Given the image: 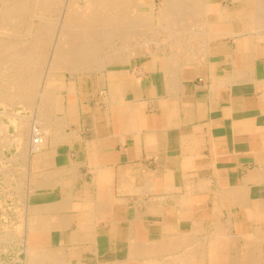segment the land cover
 <instances>
[{
    "label": "crops",
    "instance_id": "0c3cea01",
    "mask_svg": "<svg viewBox=\"0 0 264 264\" xmlns=\"http://www.w3.org/2000/svg\"><path fill=\"white\" fill-rule=\"evenodd\" d=\"M252 1L160 10L191 33L119 41L89 69L60 60L23 111L44 131L40 150L4 116L0 221L23 227L26 264L264 263V24Z\"/></svg>",
    "mask_w": 264,
    "mask_h": 264
},
{
    "label": "bare ground",
    "instance_id": "6f19581e",
    "mask_svg": "<svg viewBox=\"0 0 264 264\" xmlns=\"http://www.w3.org/2000/svg\"><path fill=\"white\" fill-rule=\"evenodd\" d=\"M29 0H12V1H10V0H7V1H2V4L0 3V10H8L7 12L5 11L4 13H2L1 14V18L4 16L5 17V14L7 13V16H8V14L9 13H11L12 11L11 10H17V11H15V12H17V13H14L13 14V12H12V14L14 15L13 17L15 18V16H17L18 17V15H16V14H19L18 13V11L19 10H21V9H23V6L24 5H26L25 7H27V5H29V6H31V4H30V2H28ZM59 1V0H58ZM57 0H56V3L58 2ZM132 1V0H131ZM130 0H84V3L85 4H83V5H81V3L80 2H82V0H69V3L67 4V14H66V16H67V18L65 19L66 20V22L67 21H69L68 19L70 18V20H71V16H74V15H78L77 13H79L80 14V16H82L83 17V15L85 16V17H83V18H80V19H78L76 22H77V26H79V29L77 30H74L73 28L74 27H71L72 28V30H74L73 32L74 33H77V31L79 32V33H77V34H71L72 32V30L69 32V29H68V31H64V30H67V29H65L64 28V30H62L61 32H60V34H61V40L63 39V40H65L64 41V45L61 43V47L62 48H64V47H68V46H66L67 44L69 45V43H70V46L69 47H71V45L72 44H77V50L75 49V48H73L72 50H71V48L69 49V51H62L61 50V52L59 51V48H61L60 46H59V48H56V52H55V54H54V56H53V58H55V60L56 61H58V62H61L60 60H68L69 61V58L68 59H66L67 57L66 56H69L70 57V59H72V57H71V55H70V53H73V56H74V54H75V56L77 55V56H81L79 59H81V58H84V59H81L82 60V62H83V60L86 62V60H88L89 58H93L94 57V59H96V57L95 56H97L98 57V59L99 58H101L102 59V57L100 56V55H102V56H104V55H106V54H111L110 52L108 53V51L107 50H105V45H110V47L112 48L113 47V45L115 44L114 42L116 41V40H119V41H122V42H126V41H128L129 39H130V37H132L133 35L134 36H136V34L138 35V30L137 29H134V31L135 30H137V31H135V33L136 34H134V32H132V30L131 31H129L130 29H129V27H128V24L133 20V17L136 15V14H138V12L140 11V7H142L143 6V4H141V3H137V5H134L135 3H133V4H130V3H132ZM169 0H167V1H165L166 3H165V5H163L162 6V8H161V10H166V11H170L169 10V7L170 8H174V3L175 2H173L172 4L173 5H171V4H169V2H168ZM209 0H191L190 1V3H186L185 5H186V7H184V3L183 4H181V6L183 5V7H181L180 9H181V11H182V9H183V12H184V10L186 11V12H184V13H187V11H189V13H190V11H192V10H199L198 12H200V10L202 11V10H206V8H207V4L209 3L208 2ZM248 1V0H247ZM48 2H50V3H48ZM54 2V1H53ZM53 2L50 0V1H48V0H31V3H32V10L34 11V10H44V11H46V10H48V9H50L51 10V8H47L48 7V5H49V7H51V6H54V8H56L57 6H56V4H55V2H54V4H53ZM136 2V1H135ZM168 2V3H167ZM51 3L53 4V5H51ZM60 3V2H59ZM176 3H179V0L177 1L176 0ZM175 3V4H176ZM252 3L254 4V5H252ZM252 3H250V2H248V4L247 3H245L244 4V6L245 7H251L254 11L255 10H264V0H253L252 1ZM121 6H120V5ZM180 4V3H179ZM178 4V5H179ZM188 4V5H187ZM34 5V6H33ZM51 5V6H50ZM120 6L121 7V10L122 11H120V7H117V6ZM122 5L124 6V10H123V8H122ZM168 5H170V6H168ZM177 4H176V6H178ZM56 6V7H55ZM180 6V5H179ZM117 7V8H116ZM37 8V9H36ZM176 8V7H175ZM174 8V9H175ZM106 9V10H105ZM114 9H116L117 10V12H118V9H119V14H117L116 12L114 13L112 10H114ZM11 12H10V11ZM23 10H27L28 11V8H25V9H23ZM100 12H99V11ZM101 10H105L104 12H106L107 11V13H106V15H105V13H104V15L105 16H100V13H102V15H103V12L101 11ZM249 10V9H248ZM26 11V12H27ZM29 11H30V9H29ZM93 11V12H92ZM109 11V12H108ZM175 11V10H174ZM180 11V10H179ZM25 12V13H26ZM35 12V11H34ZM89 12V13H88ZM164 12V11H163ZM264 12V11H263ZM1 13V12H0ZM82 13H84L83 15H81ZM86 13H88V14H86ZM166 13V12H165ZM175 13H177L176 11L174 12V14ZM179 14H180V12H178ZM24 14V13H23ZM31 13L29 12V15H30ZM34 14V13H33ZM32 14V16L31 17H36L35 16V14L33 15ZM90 14H92L91 16H90ZM113 14L115 15V17L113 16ZM168 15H169V17H170V15H174L173 13H167ZM179 14H178V16H179ZM195 14H198V13H194L193 14V12H192V14L190 13V15H194L193 17H195L196 15ZM203 14V13H202ZM261 14V13H260ZM10 15V14H9ZM25 15V14H24ZM65 15V14H64ZM129 15H131V18H130V16ZM177 15V14H176ZM181 15H183V14H181ZM181 15H180V17H181ZM184 15H187L188 16V14H184ZM183 15V17H185ZM264 16V14H261V16ZM6 16V17H7ZM12 15H10V16H8V17H11ZM21 16H22V14H21ZM79 16V15H78ZM167 16V15H166ZM7 17V18H8ZM25 17V16H24ZM168 17V16H167ZM180 17H178V18H180ZM12 18V17H11ZM29 18V17H28ZM56 18V17H55ZM78 18V17H77ZM177 18V17H176ZM186 18H188V17H186ZM3 19V18H2ZM2 19H1V21H2ZM5 20H9V19H6V18H4ZM3 19V20H4ZM16 20H17V18H15ZM19 19V18H18ZM25 19V18H24ZM30 19V18H29ZM28 19V20H29ZM33 19V18H32ZM21 20V19H20ZM23 20V19H22ZM64 20V19H63ZM76 20V17L74 18V21ZM167 20H168V18H167ZM183 20H185V18L183 19ZM181 21L180 22V24H179V26L180 25H182L183 24V26H186V24L184 25V23H185V21ZM191 20H193L192 18H191ZM190 20V21H191ZM261 20V19H260ZM15 21V20H14ZM72 21V20H71ZM189 21V20H188ZM196 21H198V20H196ZM264 21V20H263ZM262 21V22H263ZM3 22V21H2ZM18 22V21H17ZM22 22V21H21ZM20 22V24L22 25V23ZM23 22H25V21H23ZM51 22V24L53 23L52 21H50ZM100 22L103 24H105L106 25V23H108L107 24V26L108 27H105L106 29H104V30H101V29H98V28H95V26H98L99 24H100ZM109 22H110V24H109ZM168 22V23H167ZM256 22V21H255ZM259 22V21H258ZM4 23V22H3ZM26 23V22H25ZM41 23V22H40ZM97 23H99L98 25H97ZM186 23H187V21H186ZM191 23V22H190ZM202 23V22H201ZM9 23H7L6 25H8ZM17 24V23H16ZM28 24V23H27ZM30 24V23H29ZM35 24H36V22H35ZM46 24V23H45ZM101 24V25H102ZM103 24V25H104ZM166 24H167V27H165V26H163V27H165V28H168V30H170L171 32H169V33H173L174 34V32L175 31H173V30H176V29H174L175 27H177V26H175L176 24H177V22H176V19L175 20H173L172 19V17L168 20V21H166ZM177 24V25H178ZM3 25V24H2ZM5 25V26H6ZM20 25V26H21ZM44 25V24H43ZM49 25H50V23H49ZM47 26V27H44V26H42V29H40V34L39 35H37V34H35V37H34V39H35V41L36 42H40V43H37L38 45H41V43H43V42H41L45 37H43V36H45V34H46V37L48 38V37H52V36H50V34L52 35V33H51V31L49 30V29H52V25L51 26ZM54 25V24H53ZM67 25V24H66ZM76 25V24H75ZM91 25H93V27H91ZM101 25H100V28H101ZM104 25V26H105ZM109 25H110V27H109ZM262 25V24H261ZM9 26H11V25H9ZM8 26V27H9ZM29 27L30 26H32V25H28ZM36 26H37V24H36ZM57 26V25H56ZM162 26V25H161ZM191 26V25H190ZM258 25L256 24L255 25V27H257ZM263 26V25H262ZM12 28H13V26H11ZM39 27H41V25L39 24ZM39 27L37 26L36 27V30H37V28H38V30H39ZM49 27V29H45V28H48ZM51 27V28H50ZM121 27L123 28V29H121ZM157 27V26H156ZM158 27H160V25L158 26ZM181 27V26H180ZM264 27V26H263ZM69 28V27H68ZM103 28V27H102ZM121 30H120V29ZM136 28V27H135ZM181 28H183V30L184 29H186L187 28V26H186V28H184V27H181ZM197 28V27H196ZM258 28V27H257ZM260 28H261V26H260ZM119 29V30H118ZM133 29V28H132ZM139 29V28H138ZM162 29V28H161ZM192 28L190 27V30H191ZM41 30H42V33H41ZM45 30H47V33L49 34V36L47 35V33H46V31ZM140 30H141V27H140ZM143 30V29H142ZM141 30V31H142ZM150 30V29H149ZM187 30H189V29H187ZM186 30V31H187ZM190 30H189V32H190ZM194 30V29H193ZM258 30V29H257ZM262 30V29H261ZM260 30V31H261ZM44 31H45V33H44ZM50 31V32H49ZM76 31V32H75ZM147 31V30H146ZM145 31V32H146ZM173 31V32H172ZM178 31V30H177ZM180 31V30H179ZM185 30H184V33L186 32ZM13 32V31H12ZM27 32V31H26ZM38 32V31H37ZM36 32V33H37ZM55 32V31H54ZM188 32V31H187ZM186 32V33H187ZM205 32V31H204ZM7 33H8V31H7ZM15 33H16V31H15ZM15 33H13V36H14V34ZM18 33V32H17ZM30 33V32H29ZM166 33V32H165ZM164 33V34H165ZM180 33H182V32H179V34ZM191 33V32H190ZM26 34V33H25ZM43 34V35H42ZM144 34V33H143ZM158 34V33H157ZM176 34H178V33H176ZM175 34V35H176ZM17 35V34H16ZM15 35V36H16ZM24 35V34H23ZM22 35V36H23ZM34 35V34H33ZM41 35H42V37H41ZM74 35V36H73ZM172 35V34H171ZM21 36V35H20ZM27 36V35H26ZM60 36V35H59ZM166 36V35H165ZM179 36V35H178ZM188 36V35H187ZM32 38H33V36H31ZM39 37H41V38H39ZM171 37V36H170ZM180 37H182V36H180ZM188 37H190V36H188ZM37 38H39V39H37ZM46 38V39H47ZM150 38H152L151 36H150ZM172 38V37H171ZM174 38H175V36H174ZM184 38V37H183ZM40 39H42L41 41H40ZM50 39V38H49ZM59 39V38H58ZM113 39V40H112ZM158 39V38H157ZM165 39V38H164ZM182 39V38H181ZM180 39V40H181ZM171 40V39H170ZM175 40V39H174ZM173 40V41H174ZM180 40H178V39H176L175 41H180ZM12 41V40H11ZM10 41V42H11ZM16 41V40H15ZM35 41H31V44H30V46L32 45V47L34 46V42ZM46 41V40H45ZM47 41H48V39H47ZM151 40L150 39H147V44L150 42ZM153 41H154V39H153ZM152 41V42H153ZM19 42V41H18ZM24 42V41H23ZM66 42V43H65ZM12 43V42H11ZM46 43V44H45ZM50 43V42H49ZM128 43H129V41H128ZM135 43H136V41H135ZM138 43V42H137ZM182 43V42H181ZM180 43V44H181ZM19 44V43H18ZM145 44V43H144ZM2 45V44H1ZM4 45H5V42H4ZM4 45L2 46V47H4ZM11 45V44H10ZM10 45H8V46H10ZM29 45V44H28ZM27 45V46H28ZM37 45V47L38 48H36V50L37 49H40L39 47L40 46H38ZM45 45H48L47 44V42H44V46ZM132 45V44H131ZM130 45V46H131ZM6 46H7V44H6ZM14 46V45H13ZM26 46V47H27ZM29 46V48L31 49V47ZM16 47H17V45H16ZM22 47V46H21ZM35 47H36V44H35ZM42 47V46H41ZM125 47V46H124ZM189 47V46H188ZM23 48V47H22ZM28 48V49H29ZM61 48V49H62ZM107 48V47H106ZM109 48V47H108ZM117 48V47H116ZM1 49V48H0ZM17 49V48H16ZM18 49H20L21 50V48L19 47V45H18ZM27 49V50H28ZM32 49H34V48H32ZM130 49V48H129ZM181 49V48H180ZM7 50H9V49H7ZM23 50H25V49H23ZM23 50H21V51H23ZM26 50V52H28ZM42 50V49H41ZM44 50V51H43ZM42 50V53H41V51H40V53L42 54V56L44 57V52H47V51H45V49H43ZM76 50V51H75ZM117 50V49H116ZM201 50V49H200ZM3 51H5V50H3ZM18 52H19V50H17ZM20 51V52H21ZM38 51V50H37ZM36 51V52H37ZM15 52V51H14ZM24 53H20V54H18L19 55V57H20V61L22 62L21 64L19 63V64H17L18 66H19V68H20V71H21V73H19V75L17 76L16 74H18L17 73V69L16 68H14V70H15V72H16V74L14 75L13 74V77H15L14 79L17 81V82H15V83H10L12 80H13V78H11L10 79V82H9V79H8V83H10L9 85H11V84H13V85H15V86H13V85H11L12 86V88H14V89H12L13 91L15 90V91H17V90H19V85H17V83H18V79H17V77L20 79L21 77H20V75H22L23 74V71L25 70V73L23 74V78L25 77L26 78V76H24L25 74H27V76L30 74V73H26L27 71L29 72L30 70H31V73L33 74V75H35L34 77H30V78H28V79H30V81L29 82H31V84L32 85H29V84H24V83H22V85H20L21 87V89L19 90V91H17V92H15V93H13V94H11V95H8V96H6V97H4L3 99H1V102L4 104V102L6 103V104H10L11 102L13 103L16 99H21L22 101L24 100L25 102L23 103L21 100H20V102L21 103H23V104H25V105H27V107L30 105V108H31V106H35V102L31 105V103L34 101V100H32L31 98H33V97H30L31 95H33L34 96V94H35V96H37V94L35 93V91H34V89L33 88H35V86H34V84L35 85H37L38 84V77H40V76H36V74L35 73H37V75H38V73H41L42 72V69L39 71H35V70H33V69H35V68H31V65L33 64V63H36V64H34V65H38V63L41 61L40 60V58L39 59H36V57H34V54H33V56L32 55H26L25 53V51H23ZM32 52V51H31ZM35 52V51H34ZM113 52V51H112ZM121 52V51H120ZM1 53V52H0ZM3 53V52H2ZM11 53H13V52H11ZM28 53H30V52H28ZM38 53V52H37ZM114 53H115V50H114ZM182 53V52H181ZM7 54V53H6ZM14 54V53H13ZM13 54H10V55H12L13 56ZM21 54H23V55H25V59H26V57H28V59H26V65H24L23 63H25V61L23 60V56L21 57L20 55ZM2 55V54H1ZM38 55V54H37ZM134 55V54H133ZM7 56H8V54H7ZM41 56V57H42ZM100 56V57H99ZM15 57V56H14ZM105 57V56H104ZM111 57V56H110ZM113 57V56H112ZM187 57V56H186ZM189 57H191V55L189 56ZM65 58V59H64ZM75 57H73V59H74ZM171 58V57H170ZM4 59V58H3ZM12 59H13V57H12ZM15 59V58H14ZM79 59H77V61L79 60ZM86 59V60H85ZM97 59V60H98ZM104 59V58H103ZM114 59V58H113ZM190 59V58H189ZM192 59V58H191ZM16 61H18L19 59H15ZM81 60H80V62H81ZM171 60V59H170ZM175 60H176V58H175ZM193 60V59H192ZM3 61V60H2ZM24 61V62H23ZM37 61H38V63H37ZM68 61H66L65 62V64L66 65H68ZM75 61V60H74ZM91 61H94L93 59H91ZM104 61V60H103ZM103 61H101V63L103 62ZM174 61V60H173ZM7 62V61H6ZM64 62V61H63ZM68 62V63H67ZM98 62V61H97ZM112 62V61H111ZM41 64L40 65H38V66H42V63L43 62H40ZM52 63V62H51ZM55 63V62H54ZM62 63V62H61ZM60 63V64H61ZM76 63V62H75ZM78 63V62H77ZM89 63V62H88ZM91 63V62H90ZM89 63V65H91V66H93V62L90 64ZM107 63V62H106ZM109 63V62H108ZM174 63V62H173ZM58 64V63H57ZM74 63H72V65H73ZM85 64V63H84ZM84 64H79V67L81 66V68H79V69H82V65H84ZM103 64V63H102ZM102 64H100L99 63V65H101L102 66ZM105 64V63H104ZM103 64V66H105ZM15 66V67H18V66ZM55 65V64H54ZM59 65V64H58ZM70 66L72 69L75 67V66ZM86 65H87V62H86ZM98 65V64H97ZM175 65V64H174ZM6 66V65H5ZM8 66V65H7ZM10 66V65H9ZM23 66H25L26 67V69H27V71H26V69H23L22 67ZM65 66V65H64ZM78 65L76 64V67H77ZM85 66V65H84ZM83 66V67H84ZM33 67V66H32ZM40 67H38V68H40ZM55 67H56V65H55ZM57 67H59V66H57ZM61 67V66H60ZM59 67V68H60ZM75 67V68H76ZM87 67H88V65H87ZM87 67H85L86 69H87ZM9 68V67H8ZM21 68L23 69V71L21 70ZM71 68H70V70H71ZM91 68V67H90ZM92 68H96V67H92ZM100 68V67H99ZM103 68V67H102ZM48 69V68H47ZM66 69V68H65ZM64 69V70H65ZM77 69V68H76ZM88 69H89V67H88ZM97 69V68H96ZM36 70H37V68H36ZM45 70V69H44ZM50 70V69H49ZM58 70V68L54 71V72H59V71H57ZM61 70V69H60ZM73 70H75V69H73ZM83 70H85L84 68H83ZM33 71V72H32ZM46 71V70H45ZM78 71V70H77ZM82 71V70H81ZM89 71V70H88ZM47 72V71H46ZM14 73V72H13ZM9 75V74H8ZM31 75V74H30ZM39 75H41L42 76V73L41 74H39ZM44 75H45V73H44ZM57 74H54L53 72H52V74H49V77L51 76H56ZM12 77V76H11ZM37 77V78H36ZM48 79V78H47ZM15 80H13V81H15ZM24 80V79H23ZM23 80H19V82H20V84H21V81H23ZM42 81V80H41ZM26 83V82H25ZM39 83H40V81H39ZM41 84V83H40ZM17 86V87H16ZM32 86V87H31ZM34 86V87H33ZM40 86V85H39ZM37 87V86H36ZM16 88H17V90H16ZM9 89H11V88H9ZM36 89V88H35ZM8 91H10V90H8ZM27 91H29V93H33V91H34V94H29ZM39 91H40V89H39ZM12 93V92H11ZM5 95H6V93H4ZM3 94V95H4ZM38 94H39V92H38ZM2 95V96H3ZM30 95V96H29ZM24 96V97H23ZM40 96V95H39ZM38 96V97H39ZM41 96H44L43 95V91H41ZM41 96H40V98H41ZM27 97H29L30 98V101L27 99ZM23 98H25V99H23ZM35 100H36V97L34 98ZM42 99V98H41ZM40 99V100H41ZM31 100H32V102H31ZM18 101V100H17ZM50 101V104H51V100H49ZM16 102V101H15ZM19 102V103H20ZM38 102V100H36V104H39V103H37ZM18 103V102H17ZM16 103V104H17ZM20 103V104H21ZM29 103V104H28ZM41 103V102H40ZM44 104V103H43ZM5 105V104H4ZM22 105V104H21ZM50 106V105H49ZM44 106H42V108H43ZM52 107V106H51ZM34 108V107H33ZM37 108H38V106H37ZM41 108V107H40ZM39 108V109H40ZM41 108V109H42ZM28 109V108H27ZM44 109V108H43ZM42 109V110H43ZM45 109H47L46 107H45ZM38 110V109H37ZM42 110H39V112H41ZM48 110V109H47ZM49 110H50V108H49ZM48 110V111H49ZM33 111V110H32ZM35 111V110H34ZM0 112H1V110H0ZM2 112L3 113H5L3 110H2ZM43 112V111H42ZM47 112V111H46ZM50 113H51V110L49 111ZM48 112V113H49ZM31 113V112H30ZM43 113H45V112H43ZM43 113H41V114H43ZM12 114V113H11ZM15 114V113H14ZM40 114V115H41ZM46 114V113H45ZM9 115H10V113H9ZM13 115V114H12ZM17 116L19 115L18 113L16 114ZM29 115V114H28ZM31 115V114H30ZM34 115V114H33ZM51 115V114H50ZM38 116V115H37ZM30 117V118H29ZM36 117V116H35ZM40 117V116H39ZM47 117L48 116H46L45 117V119H47ZM33 118V117H32ZM32 118H31V116H28L27 117V119L25 120V123L23 124V126H21V127H18V128H20V130H19V135H18V139H19V141L21 142V145H22V147L25 149V150H28V151H37V150H40L41 149V147L44 145V143H45V136H44V134L42 133V132H44V131H42V129L40 128L41 126L37 123V121L35 120V118H34V121H35V123H34V121L32 120ZM49 118V117H48ZM12 119V118H11ZM38 119V118H37ZM44 119V120H45ZM13 120H14V122H16L15 121V119L13 118ZM17 120V119H16ZM41 120V119H40ZM49 120V119H48ZM16 124V123H15ZM3 125V124H2ZM4 126H6V125H3V127ZM36 126L38 127V129H37V131L39 132V133H41V137L43 138V142H42V144L41 143H32V141H33V138L35 137V136H37L36 135V132H35V130H36ZM40 126V127H39ZM3 127H2V129H3ZM45 127V126H44ZM5 129H7V128H5ZM3 131V130H2ZM7 132V130H4V132ZM18 132V131H17ZM47 134V133H46ZM15 135V134H14ZM8 137V136H7ZM29 137V143H27L26 142V140H27V138ZM33 137V138H32ZM14 138H15V136H14ZM13 138V139H14ZM30 140H31V143H30ZM16 144V143H15ZM23 149V150H24ZM22 150V151H23ZM26 155V154H25ZM30 159V158H29ZM22 168V167H21ZM23 169V168H22ZM46 174V173H45ZM6 181V180H5ZM10 181V180H9ZM21 182V181H20ZM47 183V182H46ZM10 187V186H9ZM19 187V186H18ZM17 191V190H16ZM17 209H19V208H17ZM16 210V209H15ZM20 213V212H19ZM25 213V212H24ZM46 216V215H45ZM23 218V217H22ZM21 218V219H22ZM23 220V219H22ZM44 220H45V218H44ZM49 220V219H48ZM14 221V220H13ZM24 221V220H23ZM43 221V220H42ZM56 222V221H55ZM53 223V222H52ZM58 225V224H57ZM15 226V225H14ZM16 227V226H15ZM18 227H19V225H18ZM18 227L17 228H15V231L17 232V230L16 229H18ZM20 231H22L23 230V227L21 228V226H20ZM22 229V230H21ZM19 231V232H20ZM24 231V230H23ZM22 231V232H23ZM15 232V233H16ZM179 238V237H178ZM177 238V239H178ZM205 239V238H204ZM176 240V239H175ZM174 240V241H175ZM179 240V239H178ZM201 240V239H200ZM139 241V240H138ZM258 241V240H257ZM167 243H168V241H166ZM203 242V241H202ZM201 242V243H202ZM178 243V242H177ZM194 244H195V247L197 246L196 245V243H193V246H194ZM199 244V246H200V243H198ZM203 244V243H202ZM202 244H201V246H202ZM137 245V244H136ZM213 245H215V244H213ZM175 246H177V244L175 245ZM156 247V246H155ZM180 247V246H179ZM187 247V246H186ZM202 247H204V246H202ZM201 247V248H202ZM52 248V247H51ZM146 248V247H145ZM149 247H147V249H148ZM154 248V247H153ZM152 248V249H153ZM160 248V247H159ZM164 248V247H163ZM162 248V249H163ZM174 248V247H173ZM177 248V247H176ZM189 248V247H188ZM197 248V247H196ZM59 249V248H58ZM165 249V248H164ZM168 249V248H167ZM167 249H166V251H167ZM198 249V248H197ZM207 249V248H206ZM150 250V249H149ZM172 250V249H171ZM174 250V249H173ZM175 250H179V249H175ZM182 250V249H181ZM192 250V249H191ZM154 251V250H153ZM183 251V250H182ZM184 251H186V248H185V250ZM183 251V252H184ZM194 251H195V249H194ZM193 251V252H194ZM208 251V250H207ZM215 251L216 250H214L213 252H214V254H215ZM217 251H219V250H217ZM49 252V251H48ZM62 252V251H61ZM66 252V251H65ZM139 252V251H138ZM142 252V251H141ZM140 252V253H141ZM150 252H151V250H150ZM155 252V251H154ZM159 252L160 251H158V255H159ZM171 252V251H170ZM169 252V249H168V253H170ZM192 252V251H191ZM191 252H189V251H187L186 253H191ZM196 252V251H195ZM199 252V251H198ZM202 252V251H201ZM53 253H54V251H53ZM153 253V252H152ZM167 253V254H168ZM180 253H182V252H180ZM179 253V251H178V255L180 254ZM185 253V252H184ZM223 253V252H222ZM48 254H50V253H48ZM139 254V253H138ZM166 254V253H165ZM164 254V255H165ZM174 254V253H173ZM195 253H193V255H194ZM232 254V253H231ZM33 255H34V251H33ZM45 255H47L46 253H45ZM53 255V254H52ZM152 255V254H151ZM156 255H157V253H156ZM169 255H171V254H169ZM174 255H176V254H174ZM186 255V254H185ZM192 255V254H191ZM196 255H198V253L196 254ZM201 255V254H200ZM204 255H205V253H204ZM250 256L252 255V254H249ZM256 255V254H255ZM55 256H57V254H55ZM190 257V255H188L187 254V257ZM202 256V255H201ZM253 256V255H252ZM257 256V255H256ZM34 257V256H33ZM46 257V256H45ZM145 257H146V255H145ZM145 257L143 258V259H145ZM158 257V256H157ZM163 257V256H162ZM162 257H160V258H162ZM167 257V255L165 256V258ZM170 257H172V256H170ZM169 257V258H170ZM174 257V256H173ZM183 256H181L180 258H182ZM185 257V256H184ZM186 257V258H187ZM193 257V256H192ZM204 257V256H203ZM202 257V258H203ZM206 257H207V255H206ZM215 257H216V255H215ZM220 257H224V256H220ZM237 257V256H236ZM236 257H234V258H236ZM240 257H242V256H240ZM240 257H238L239 259H240ZM246 257H247V255H246ZM254 257V256H253ZM252 257V258H253ZM35 258V257H34ZM51 258H54V255H53V257H51ZM56 258V257H55ZM151 259H152V257H150ZM156 258V257H155ZM175 258V257H174ZM186 258H183L182 259V261L184 262L185 260L184 259H186ZM217 258V257H216ZM227 258V257H226ZM237 258V259H238ZM243 258V257H242ZM252 258H250L249 257V259H252ZM142 259V260H143ZM150 259V260H151ZM157 259V258H156ZM155 259V260H156ZM163 259V258H162ZM162 259L160 260V261H155L154 259V261L157 263V262H159V264H161V263H163L162 262ZM196 259L198 260L199 259V257L197 256L196 257ZM225 259V258H224ZM244 259V258H243ZM256 259V258H255ZM48 260H49V257H48ZM52 260V259H51ZM56 260V259H55ZM54 260V261H55ZM61 260V259H60ZM117 260V259H116ZM157 260H159V259H157ZM165 260V259H164ZM186 260H188V259H186ZM203 260H205V258L203 259ZM258 260V259H257ZM33 261V260H32ZM44 261V260H43ZM115 261V260H114ZM122 261H124V260H122ZM145 261L147 262V260L145 259ZM219 261V260H218ZM227 261H228V259H227ZM253 261V260H252ZM60 262H65L64 264H67L66 262H68V261H65V259H64V261L63 260H61ZM145 262V263H146ZM196 261H194L193 263H195ZM204 262H206V261H204ZM216 262H217V260H216ZM239 262V261H238ZM241 262H243L242 260H241ZM244 262H247V261H244ZM249 262H250V260H249ZM32 263V262H31ZM144 263V264H145ZM149 264H150V262H148ZM192 262L190 263V264H193ZM212 263V262H211ZM218 263H220V264H223L222 262H217V264ZM261 263V262H260ZM48 264H50V263H48ZM53 264V263H52ZM56 264V263H55ZM62 264V263H61ZM153 264H154V262H153ZM172 264V263H171ZM183 264H186V263H183ZM202 264H205V263H202ZM216 264V263H215ZM237 264V263H236ZM249 264V263H248ZM258 264H259V262H258ZM264 264V263H263Z\"/></svg>",
    "mask_w": 264,
    "mask_h": 264
},
{
    "label": "rangeland",
    "instance_id": "374dc122",
    "mask_svg": "<svg viewBox=\"0 0 264 264\" xmlns=\"http://www.w3.org/2000/svg\"><path fill=\"white\" fill-rule=\"evenodd\" d=\"M2 1H4V0H0V3L2 4ZM5 1H7V0H5ZM10 1H12V0H10ZM48 1H50V0H48ZM52 2L54 1L55 2V4H56V8H54V6H51V5H53L54 4V2H53V4L51 3V7H49V5H48V7L47 8H51V10L50 9H48V10H46V11H44V10H32L31 8H32V3H31V0H29L28 2H30V4H31V6H29V5H27V7H25L26 5H24L23 6V9H25V8H28V11L27 10H23V9H21V10H19L18 11V13L19 14H16V15H18V17L17 16H15V18H17V20L13 17L14 15V13H17V12H15V11H17V10H11L12 12H13V14H12V12L11 13H9L10 15H12L11 17H8V16H10L9 14H8V16H7V13L5 14V17L3 16L2 18L4 19V18H6V19H9V20H3L2 18H1V14L2 13H4L6 10H0V110H1V112H0V135L1 134H3L4 133V130H7L8 131V128H9V121L7 120V119H4L5 117V115H9V109L11 108H13V107H15V106H19V108L17 109V112H18V114L22 117V120L23 121H20V120H16V117H17V115H16V113L14 114V113H12L14 116H16L14 119H15V121L16 122H14V120L12 119L11 120V123L15 126V127H12V130L10 131V134H15L14 136L18 139V135H19V130H20V128H18V127H21V126H23V124L25 123V121H24V119L25 118H27L28 116H25V113L23 112L24 111V109H27V108H29L30 109V105L27 107V105H25V104H23L25 101L23 100H21V99H16L13 103L11 102L10 104H6L5 102H4V104L1 102V99H3L4 97H6V96H8V95H11V94H13V93H15V92H17V91H19L21 88V86L20 85H22V83H24V84H29V85H32L31 84V82H29L30 81V79L32 78V77H34L35 75H33L32 73H31V70L28 72L27 71V69H26V67L25 66H21L23 69H26V73H30L28 76H27V74H25L24 76H26V78L24 77L23 78V74L25 73V70L23 71V69L21 68V70L23 71V74L22 75H20V79L17 77V79H18V83H17V85H19L18 87H19V90H17V88H16V90L17 91H13L12 89H14V88H12V86L11 85H13V84H11V85H9L10 83H15V82H17L14 78L15 77H13V74L15 75L16 74V72H15V70L17 69V73L18 74H16L17 76L19 75V73H21V71H20V68H19V66L17 65V64H21L22 62L20 61L21 59H20V57H19V55L18 54H20V53H24L23 51H25L26 52V50L29 48V46H30V44H31V41H35V39H34V37H35V34H37V35H39L40 34V29H42V26H44V27H47L48 25H49V23H50V25L49 26H51L52 25V29H49V27L48 28H45V29H49L50 31H51V33H52V35L50 34V36H52V37H46V34H45V36H43V37H45L43 40L42 39H40V41L41 42H43V43H41V45H38L37 43H40V42H34L33 44H34V46L32 47V45L30 46L31 47V49L29 48L27 51L28 52H30V53H28V52H26L25 54L28 56V55H32L33 56V54H34V57H36V59H39L40 58V62H43L42 63V66L40 67V66H38V65H40L41 63L39 62L38 63V61H37V63H38V65L36 66V65H34V64H36V63H33L32 65H31V68L33 69V68H37V70H36V68L35 69H33V70H35L36 72L40 69H42V76L41 75H39V74H41V73H38V75H37V73H35L36 74V76H40V77H36L37 79H38V84L37 85H35L34 84V86H35V88H33L34 89V91H35V93L37 94V96H35V94H34V91H33V93L31 92V93H29V91H27L30 95L31 94H34V96L33 95H29L30 97H33V98H31L32 100H34L33 102H32V100H31V105L34 103L35 105H36V100H38V102L37 103H40L41 102V98H42V96H41V91H43L42 90V87H43V85H44V82L47 80V78H48V76H49V74H52V72L54 73V74H57L58 75V73L63 69L62 68V66L64 65V64H60V63H58V61H56L55 60V58H53V56H54V54H55V52L58 50H56V48H59V46L61 45V43L63 44L64 43V41L65 40H61V34H60V32L62 31V30H64V28L65 29H67V30H64V31H68V29H69V32L72 30V28L71 27H74L73 29L74 30H78L79 29V26H77L78 24H77V20L78 19H80V18H83V17H85L84 15V13H82L81 15H83V17L82 16H80V14L79 13H77L78 15H74V16H71V20H70V18L68 19L69 21H67L66 22V18H67V16H66V14L68 13L67 12V4L69 3V0H57L58 2L56 3V0H51ZM131 1V0H130ZM136 1V2H135ZM165 1H167V0H132L131 2L132 3H130V4H133V3H135L134 5H137V3H141V4H143V6L142 7H140V11L138 12V14H136L134 17H133V20L128 24V27H129V31H131L132 30V32H134V34H136L135 33V31H137L138 30V35L136 34V36H132V37H130V39L128 40L129 41V45H133V44H136L137 43V41L139 40V41H142V40H144V42L146 43L147 42V39H150L151 41L153 40V37L154 36H156L157 37V35L158 34H161V36H162V38L166 35V39L168 38V34H169V30H168V28H165V27H167V24H166V21H168L171 17H172V19L173 20H175V16L174 15H170V17H169V15L168 14H165V15H160V14H157V13H159L160 12V10H161V8H162V6L163 5H165ZM170 1V2H169ZM168 2H169V4H171V5H173L172 3L173 2H175L176 3V0H169ZM178 1V0H177ZM190 1L191 0H179V3H176L178 6H176V4L174 3V8L172 9V8H170L169 7V10H181L180 8L181 7H183V5L181 6V4H183L184 2V7H186V3H190ZM60 2V3H59ZM167 2V3H168ZM48 3H50V2H48ZM81 3V5H83V4H85L84 3V0H82V2H80ZM120 5V4H119ZM117 6V7H120V6ZM188 5V4H187ZM252 5H254L253 3H252ZM34 6V5H33ZM168 6H170V5H168ZM116 7V8H117ZM122 8H123V10H124V6L122 5ZM29 9H30V11H29ZM37 9V8H36ZM106 10V9H105ZM105 10H101L102 12H103V15H102V13H100V16H105L106 15V13H107V11L106 12H104ZM183 10V9H182ZM251 10H253L252 8H251ZM8 11V10H7ZM6 11V12H7ZM27 11V12H26ZM99 11V10H98ZM114 13L116 12L117 14H119V9H118V12H117V10L116 9H114V10H112ZM120 11H121V7H120ZM166 11V10H165ZM260 11V10H259ZM264 10H262V13L261 14H264V12H263ZM26 12V13H25ZM29 12L31 13L30 15H29ZM93 12V11H92ZM100 12V11H99ZM109 12V11H108ZM154 12H156V14H154ZM168 12V11H167ZM25 15H24V14ZM35 14V16L36 17H31L32 16V14ZM89 13V12H88ZM88 13H86V14H88ZM104 13H105V15H104ZM21 14H22V16H21ZM33 14V15H34ZM65 14V15H64ZM260 14V15H261ZM92 14H90V16H91ZM168 17H167V16ZM8 18H7V17ZM25 16V17H24ZM107 16V15H106ZM113 16L115 17V15L113 14ZM130 16V18H131V15H129ZM30 19H29V18ZM56 17V18H55ZM76 17V20L74 21V18ZM78 17V18H77ZM80 17V18H79ZM19 18V19H18ZM25 18V19H24ZM33 18V19H32ZM167 18H168V20H167ZM1 19H2V21L4 22H2L1 21ZM21 19V20H20ZM23 19V20H22ZM29 19V20H28ZM64 19V20H63ZM261 19V20H260ZM260 19H259V22H261L262 23V25L264 24V16L262 15L261 17H260ZM15 20V21H14ZM18 21V22H17ZM22 21V22H21ZM23 21H25V22H23ZM50 21H52L53 23L51 24V22ZM263 21V22H262ZM20 22L22 23V25L20 24ZM35 22H36V24H37V26L39 27V24L41 25V27H39V30H38V28H37V30H36V24H35ZM41 22V23H40ZM7 23H9L8 25H6ZM17 23V24H16ZM28 23V24H27ZM30 23V24H29ZM46 23V24H45ZM168 23V22H167ZM3 24V25H2ZM44 24V25H43ZM54 24V25H53ZM67 24V25H66ZM76 24V25H75ZM99 23H97V25H98ZM102 23L100 22V24L98 25V26H95V28H98V29H101V30H104V29H106L105 27H108L107 26V24L108 23H106V25L104 26L103 24L101 25ZM109 24H110V22H109ZM6 25V26H5ZM9 25H11V26H13V28L11 27V26H9ZM21 25V26H20ZM28 25H32V26H28ZM47 25V26H46ZM57 25V26H56ZM100 25H101V28H100ZM160 25V27H158ZM162 25V26H161ZM9 26V27H8ZM157 26V27H156ZM163 26H165V27H163ZM69 27V28H68ZM91 27H93V25H91ZM103 27V28H102ZM109 27H110V25H109ZM136 27V28H135ZM140 27H141V30H140ZM51 28V27H50ZM133 28V29H132ZM139 28V29H138ZM162 28V29H161ZM120 29V28H119ZM118 29V30H119ZM121 29H123L122 27H121ZM120 29V30H121ZM134 29H137V30H135L134 31ZM150 29V30H149ZM43 30V29H42ZM42 30H41V33H42ZM74 30H72L71 32V34H73L74 32ZM147 30V31H146ZM7 31H8V33H7ZM13 31V32H12ZM15 31H16V33H15ZM27 31V32H26ZM38 31V32H37ZM46 31V33H47V30H45ZM45 31H44V33H45ZM49 31V32H50ZM55 31V32H54ZM146 31V32H145ZM18 32V33H17ZM30 32V33H29ZM37 32V33H36ZM76 32V31H75ZM166 32V33H165ZM13 33H15L14 34V36H13ZM26 33V34H25ZM39 33V34H38ZM77 33H79L78 31H77ZM77 33H74V34H77ZM144 33V34H143ZM158 33V34H157ZM165 33V34H164ZM17 34V35H16ZM24 34V35H23ZM34 34V35H33ZM16 35V36H15ZM21 35V36H20ZM23 35V36H22ZM27 35V36H26ZM43 35V34H42ZM42 35H41V37H42ZM47 35L49 36V34L47 33ZM60 35V36H59ZM31 36H33V38L31 37ZM74 36V35H73ZM150 36L152 37V38H150ZM41 37H39V38H41ZM39 38H37V39H39ZM48 39V41H47V39ZM50 38V39H49ZM59 38V39H58ZM12 40V41H11ZM16 40V41H15ZM46 40V41H45ZM113 40V39H112ZM12 43H11V42ZM19 41V42H18ZM24 41V42H23ZM135 41H136V43H135ZM151 41L149 42V43H151ZM4 42H5V45H4ZM44 42H47V44L48 45H45L44 46ZM50 42V43H49ZM120 42H122V41H120ZM19 43V44H18ZM66 43V42H65ZM115 44L113 45L114 47L113 48H115V47H119V40H116L115 42H114ZM118 43V45H116ZM2 44V45H1ZM6 44H7V46H6ZM11 44V45H10ZM29 44V45H28ZM35 44H36V47H35ZM46 44V43H45ZM143 44V43H142ZM147 44V43H146ZM4 45V47H2ZM8 45H10V46H8ZM14 45V46H13ZM16 45H17V47H16ZM18 45H19V47L21 48V50H23V49H25V50H23V51H21L20 49H18ZM28 45V46H27ZM37 45L38 46H40L39 48L40 49H37L36 50V48H38L37 47ZM111 45V44H110ZM110 45L108 46V45H105V50H107V51H109L110 49H112L111 47H110ZM116 45V46H115ZM131 45V46H132ZM23 48H22V47ZM27 46V47H26ZM42 46V47H41ZM66 46H68V44L66 45ZM69 46H70V43H69ZM64 47V48H62L61 46V48H59V51L61 52V50L63 51H69V49L71 48V50L73 49V48H77V44L75 43V44H72L71 45V47ZM131 46H130V48H131ZM107 47V48H106ZM109 47V48H108ZM17 48V49H16ZM32 48H34V49H32ZM7 49H9V50H7ZM43 49H45V51H47V52H44V57L42 56V50ZM3 50H5V51H3ZM17 50H19V52L17 51ZM77 50V49H76ZM75 50V51H76ZM15 51V52H14ZM21 51V52H20ZM32 51V52H31ZM35 51V52H34ZM38 53H37V52ZM40 51H41V53H40ZM44 51V50H43ZM66 51V52H67ZM3 52V53H2ZM11 52H13V53H11ZM8 54V56H7V54ZM2 54V55H1ZM10 54H13V56L12 55H10ZM38 54V55H37ZM72 54V55H71ZM70 55H71V57L73 56V53H70ZM75 55V54H74ZM15 56V57H14ZM22 58H23V60L25 61V63H23L24 65H26V59H28V57H26V59H25V55H23V54H21L20 55ZM42 56V57H41ZM12 57H13V59H12ZM67 57H69V56H67ZM4 58V59H3ZM19 59L18 61H16L15 59ZM3 60V61H2ZM7 61V62H6ZM23 61V62H24ZM52 62V63H51ZM55 62V63H54ZM17 63V64H16ZM59 65H58V64ZM56 65V67H55V65ZM6 65V66H5ZM8 65V66H7ZM10 65V66H9ZM18 66V67H15V66ZM22 65V64H21ZM33 66V67H32ZM35 66V67H34ZM57 66H61L60 68L59 67H57ZM9 67V68H8ZM38 67H40V68H38ZM14 68H16L15 70H14ZM48 68V69H47ZM58 68V70L57 71H59V72H54L56 69ZM47 71H45V70ZM50 69V70H49ZM61 69V70H60ZM39 70V71H40ZM14 72V73H13ZM33 72V71H32ZM44 73H45V75H44ZM9 74V75H8ZM56 75V76H57ZM12 76V77H11ZM32 76V77H31ZM31 77V78H30ZM11 78H13V80H15V81H11L10 82V79ZM28 78H30V79H28ZM8 79H9V82L10 83H8ZM24 79V80H23ZM19 80H23V81H21V84H20V82H19ZM42 80V81H41ZM39 81H40V83H39ZM26 82V83H25ZM16 84V83H15ZM40 85V86H39ZM13 86H15V85H13ZM33 86V87H34ZM37 86V87H36ZM17 87V86H16ZM32 87V86H31ZM9 88H11V89H9ZM39 89H40V91H39ZM8 90H10V91H8ZM12 92V93H11ZM38 92H39V94H38ZM4 93H6V95L4 94ZM4 94V95H3ZM3 95V96H2ZM41 96V98H40V96ZM39 96V97H38ZM24 97V96H23ZM36 97V100L34 99ZM29 97H27V99H28ZM23 99H25V98H23ZM41 99V100H40ZM18 100V101H17ZM20 100L23 102V103H21L20 102ZM29 101H30V98L28 99ZM18 102V103H17ZM22 104H20V103ZM17 103V104H16ZM29 104V103H28ZM31 107H33V106H31ZM2 110L5 112V113H3L2 112ZM11 114V113H10ZM18 115V116H19ZM30 118V117H29ZM16 123V124H15ZM6 125V126H4L3 127V125ZM2 127H3V129H2ZM5 128H7V129H5ZM19 129V130H18ZM3 130V131H2ZM18 131V132H17ZM6 132V131H5ZM18 135H17V134ZM19 140V139H18ZM21 143V142H20ZM18 227V226H17ZM17 227H11V225H10V223H8V222H3V221H0V264H26L25 262H26V249H25V243H24V240H23V238H21V236L23 235V230L22 231H20V226L18 227V229H16L17 230V232L15 231V228H17ZM22 228V227H21ZM20 231V232H19ZM16 232V233H15ZM10 236H13V238H10ZM15 236V237H14ZM33 251H31V254H33L32 253ZM35 255V254H34Z\"/></svg>",
    "mask_w": 264,
    "mask_h": 264
},
{
    "label": "built area",
    "instance_id": "2783aa9c",
    "mask_svg": "<svg viewBox=\"0 0 264 264\" xmlns=\"http://www.w3.org/2000/svg\"><path fill=\"white\" fill-rule=\"evenodd\" d=\"M37 129H38V127L36 126V130H35V132H36V135L37 136H35L34 138H33V141H32V143H41L42 144V142H43V138L41 137V133H39L38 131H37Z\"/></svg>",
    "mask_w": 264,
    "mask_h": 264
}]
</instances>
